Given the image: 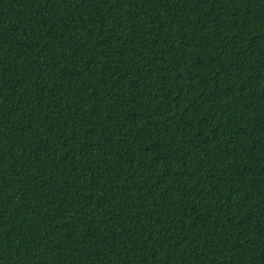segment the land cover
Instances as JSON below:
<instances>
[{
  "label": "trees",
  "instance_id": "trees-1",
  "mask_svg": "<svg viewBox=\"0 0 264 264\" xmlns=\"http://www.w3.org/2000/svg\"><path fill=\"white\" fill-rule=\"evenodd\" d=\"M0 264H264V0H0Z\"/></svg>",
  "mask_w": 264,
  "mask_h": 264
}]
</instances>
